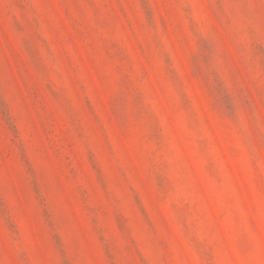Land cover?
Instances as JSON below:
<instances>
[{"label": "rangeland", "instance_id": "rangeland-1", "mask_svg": "<svg viewBox=\"0 0 264 264\" xmlns=\"http://www.w3.org/2000/svg\"><path fill=\"white\" fill-rule=\"evenodd\" d=\"M0 264H264V0H0Z\"/></svg>", "mask_w": 264, "mask_h": 264}]
</instances>
